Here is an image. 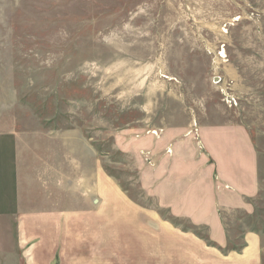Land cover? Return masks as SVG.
Here are the masks:
<instances>
[{
  "label": "rangeland",
  "instance_id": "1",
  "mask_svg": "<svg viewBox=\"0 0 264 264\" xmlns=\"http://www.w3.org/2000/svg\"><path fill=\"white\" fill-rule=\"evenodd\" d=\"M0 131V264H264V0H0Z\"/></svg>",
  "mask_w": 264,
  "mask_h": 264
},
{
  "label": "crops",
  "instance_id": "2",
  "mask_svg": "<svg viewBox=\"0 0 264 264\" xmlns=\"http://www.w3.org/2000/svg\"><path fill=\"white\" fill-rule=\"evenodd\" d=\"M2 134L0 131V219L5 218L7 222L13 224L8 227L30 229L34 227V223L32 217L29 218L25 214L32 211V196L24 189V181L19 170L18 135ZM33 238L29 233H25L21 236V244L25 241L30 242ZM4 259L5 257L0 255V261ZM229 260L230 264H259V254L250 244L241 256Z\"/></svg>",
  "mask_w": 264,
  "mask_h": 264
}]
</instances>
